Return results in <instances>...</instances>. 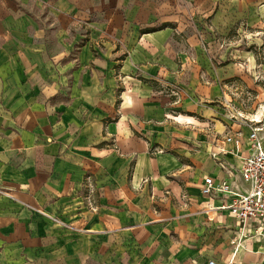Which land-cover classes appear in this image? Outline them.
<instances>
[{
    "label": "crops",
    "instance_id": "crops-1",
    "mask_svg": "<svg viewBox=\"0 0 264 264\" xmlns=\"http://www.w3.org/2000/svg\"><path fill=\"white\" fill-rule=\"evenodd\" d=\"M144 1L0 0V264H207L234 250L239 226L200 186L240 164L255 115L214 117L232 72L191 34V0L154 18ZM241 245L238 264H264V241Z\"/></svg>",
    "mask_w": 264,
    "mask_h": 264
},
{
    "label": "rangeland",
    "instance_id": "rangeland-1",
    "mask_svg": "<svg viewBox=\"0 0 264 264\" xmlns=\"http://www.w3.org/2000/svg\"><path fill=\"white\" fill-rule=\"evenodd\" d=\"M209 1L210 8L204 13L191 0V34L205 38L208 57L218 67L220 76L226 69L232 72L227 77L223 74L222 79L230 104L218 105L214 117L231 122L238 117V112H242L252 118V115L264 109V0ZM142 4L147 5L151 18L162 14L177 17L186 8L184 0H164L163 9L159 0H145ZM159 26L155 24L147 29ZM68 59L73 60L74 57L70 55ZM164 94H168L165 88ZM261 125L264 138V120ZM208 171H217L214 162H210Z\"/></svg>",
    "mask_w": 264,
    "mask_h": 264
},
{
    "label": "built area",
    "instance_id": "built-area-1",
    "mask_svg": "<svg viewBox=\"0 0 264 264\" xmlns=\"http://www.w3.org/2000/svg\"><path fill=\"white\" fill-rule=\"evenodd\" d=\"M247 125L250 128L249 151L240 156V164L234 169L220 161L226 176H204L200 186L204 197L222 198L220 206L210 209L226 210L239 226L238 237L233 241L234 250L226 261L208 259L207 264H238L236 254L243 238L249 235L256 241H264V143L259 135L263 128L261 122L249 119ZM225 140L230 142L232 136H227ZM1 192L6 193L0 188Z\"/></svg>",
    "mask_w": 264,
    "mask_h": 264
},
{
    "label": "bare ground",
    "instance_id": "bare-ground-1",
    "mask_svg": "<svg viewBox=\"0 0 264 264\" xmlns=\"http://www.w3.org/2000/svg\"><path fill=\"white\" fill-rule=\"evenodd\" d=\"M264 109L259 110L258 113L255 115V119L253 121H263L264 120Z\"/></svg>",
    "mask_w": 264,
    "mask_h": 264
}]
</instances>
